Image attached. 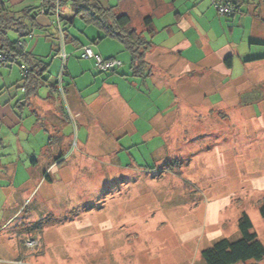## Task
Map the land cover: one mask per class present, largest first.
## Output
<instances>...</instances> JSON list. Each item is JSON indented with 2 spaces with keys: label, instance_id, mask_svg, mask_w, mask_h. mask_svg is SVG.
<instances>
[{
  "label": "rangeland",
  "instance_id": "1",
  "mask_svg": "<svg viewBox=\"0 0 264 264\" xmlns=\"http://www.w3.org/2000/svg\"><path fill=\"white\" fill-rule=\"evenodd\" d=\"M29 5L40 6V0L7 6L20 11ZM66 8L71 10V3ZM39 16L31 25L34 36L22 38L39 39L36 52L44 50L45 38L38 36L42 24L54 31L57 44L68 30L79 38L98 30L80 16L61 23L57 14ZM9 37L20 38L14 30ZM46 52L44 60L52 68L53 54ZM130 59L131 55L128 60L121 56L119 67L128 70ZM238 62L233 75L244 71ZM60 66L54 68V76ZM7 77L15 83L4 90L22 97L20 60L0 61L1 89L4 80L9 84ZM248 88L238 91L236 101L232 93L218 102L213 83L206 85L205 91L212 94L206 97L205 110L208 103H216L222 113L210 121L203 118V127L190 126L196 118L185 119L172 144L161 149H156L154 137L120 151L124 168L114 164L113 153L99 154L93 147L75 150L42 178L47 166L40 158L41 146L48 135L34 128L24 136L21 126L9 128L0 122V264H205L204 248L222 238L242 236L239 220L244 212L264 243V101H251L259 93L264 96V87ZM181 107V100L175 102L174 112ZM22 110L31 112L19 105ZM25 126L32 129L33 124L26 121ZM63 142L75 147L74 138ZM155 150L160 159L152 158Z\"/></svg>",
  "mask_w": 264,
  "mask_h": 264
},
{
  "label": "crops",
  "instance_id": "2",
  "mask_svg": "<svg viewBox=\"0 0 264 264\" xmlns=\"http://www.w3.org/2000/svg\"><path fill=\"white\" fill-rule=\"evenodd\" d=\"M23 1L0 0V3L15 6ZM214 1L100 0L104 6L118 5L121 12L129 13L139 30L145 31L142 24L144 16H153L154 32L148 34L145 31L152 45L146 54L148 66L142 75H134L131 66L130 70L119 67L105 75L96 71L94 59H79L82 45H90L105 58L121 59L122 56L128 60L130 55L132 58L124 43L104 36L98 26L99 31L94 29L86 36L89 41L68 30L61 34V41L57 44L54 31L44 29L47 26L42 24L38 36L45 38L43 52H36L41 42L39 39L23 41L26 52L43 60L48 55L46 51H50L53 54L51 64L54 65L52 68L49 66L45 74L48 78L27 101L20 102L26 97L23 87V96L17 100V91L4 90H11L15 82L8 77L9 84L4 80V88H0V122L9 128L21 126L19 129L24 136L26 131L30 133L34 128L48 135L41 146L40 158L47 166L42 178L48 177L77 149L86 151L95 147L99 154L108 153L110 156L113 153L114 164L122 167L119 155L122 150L130 151L131 147H139L154 137L156 139L153 140L159 143L156 149L168 146L178 136L180 126L187 118H196L190 126L203 127V118L210 121L213 115L221 114L223 110L216 103H208L209 111L205 110L206 97L212 94L205 91V87L210 83L214 85L218 102L226 101L232 93L235 95L233 101L238 100V91H243L244 87L248 90L251 89L248 87H264V0H246L241 12L233 16L219 13ZM216 1L223 3L222 0ZM43 9L41 6L40 12L37 11L36 24L39 15L46 14ZM56 14L61 23L64 18L59 12ZM64 14L71 22L77 16L67 8ZM33 36L34 39L36 36ZM67 41H72V45L66 44ZM61 42L67 53L61 49ZM227 56H232L231 67L225 64ZM245 56L263 58L247 61L243 59ZM236 61L243 63L244 71L233 75ZM59 66L60 73L54 76V68ZM223 76L230 78L226 81ZM231 87L238 90L231 91ZM179 100L182 107L174 112L175 102ZM251 101L262 102L264 96L259 93ZM19 105L27 106L32 113L19 112ZM262 113L264 116V111ZM38 117L41 118L39 121ZM26 121L33 124L32 129L25 126ZM187 130L188 127L184 131ZM53 134L56 135L51 140ZM73 138L74 148L63 142ZM157 151L152 155L154 160L161 158Z\"/></svg>",
  "mask_w": 264,
  "mask_h": 264
},
{
  "label": "trees",
  "instance_id": "3",
  "mask_svg": "<svg viewBox=\"0 0 264 264\" xmlns=\"http://www.w3.org/2000/svg\"><path fill=\"white\" fill-rule=\"evenodd\" d=\"M40 6H27L20 11L9 8L6 4L0 3V54L6 57V62L11 63L20 60V66L28 68L24 74V83L21 87L26 92V97L20 99L27 101L31 95L37 92L38 87L48 77L50 64L42 58L28 53L24 49L23 39L30 35L31 25L35 24L37 11L41 6L46 14H56L66 19L64 9L71 3L73 13L85 19L89 24L98 26L104 33L124 43L132 54L131 69L134 75L145 74L148 66L146 54L150 50L152 42L146 33L154 32L153 16L145 15L142 24L144 30H139L133 24L129 13L121 12L118 5L104 6L100 0H42ZM246 0H222L225 5L234 7L235 12H241V7ZM18 32L19 39L12 40L9 31ZM23 38V39H22ZM114 58V57H110ZM263 57L250 58L247 61L259 60ZM85 59V58H84ZM225 64L232 66V56L225 58ZM23 70V68H22ZM24 71V70H23ZM54 140V138H51ZM264 214V207L262 208ZM253 222L249 214L243 213L239 220V228L242 236L238 239L222 238L211 246L202 250V258L205 264H262L264 260V243L259 239L258 233L253 230Z\"/></svg>",
  "mask_w": 264,
  "mask_h": 264
},
{
  "label": "built area",
  "instance_id": "4",
  "mask_svg": "<svg viewBox=\"0 0 264 264\" xmlns=\"http://www.w3.org/2000/svg\"><path fill=\"white\" fill-rule=\"evenodd\" d=\"M214 5L219 13L224 15H229L235 12L234 7L230 5H225L224 3H220L218 1H214ZM63 57H66L64 53L61 54ZM82 57L85 59H94L95 65L100 71H114L119 66L122 65V62L118 58H105L101 56L100 54L96 53L90 45H84L83 46V52ZM0 61L6 62V57L3 55H0ZM24 70V74L28 72V68H26L24 65L22 66Z\"/></svg>",
  "mask_w": 264,
  "mask_h": 264
}]
</instances>
